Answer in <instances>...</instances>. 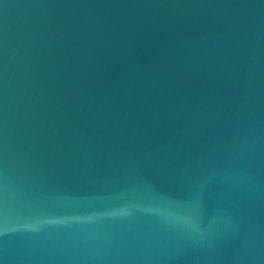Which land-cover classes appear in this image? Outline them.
<instances>
[{
  "label": "water",
  "instance_id": "95a60500",
  "mask_svg": "<svg viewBox=\"0 0 264 264\" xmlns=\"http://www.w3.org/2000/svg\"><path fill=\"white\" fill-rule=\"evenodd\" d=\"M0 264H264V0H0Z\"/></svg>",
  "mask_w": 264,
  "mask_h": 264
}]
</instances>
